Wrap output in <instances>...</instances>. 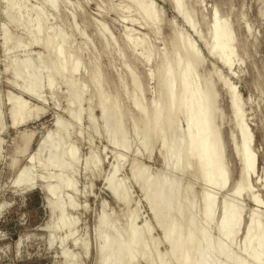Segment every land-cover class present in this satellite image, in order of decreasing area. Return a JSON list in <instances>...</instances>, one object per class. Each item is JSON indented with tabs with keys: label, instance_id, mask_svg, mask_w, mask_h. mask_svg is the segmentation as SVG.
Here are the masks:
<instances>
[{
	"label": "bare ground",
	"instance_id": "6f19581e",
	"mask_svg": "<svg viewBox=\"0 0 264 264\" xmlns=\"http://www.w3.org/2000/svg\"><path fill=\"white\" fill-rule=\"evenodd\" d=\"M123 1L125 9L134 12L135 17L122 14L127 22L138 24L153 33L152 35H158L162 19L155 4H149L147 0ZM166 1L184 26L196 36L205 53L235 78V67L239 63L236 60L234 33L228 19L218 16L213 8L207 33L200 35L192 11L185 6L186 0ZM40 2L42 7L57 10L56 0ZM1 3L4 4L6 20L10 24L20 23L19 30L25 35V39L27 38L28 44L40 46L43 51L42 56L34 57L33 62L28 58L20 61L8 60L5 71L11 74L9 86L28 98L40 100L38 93L43 87L52 98L56 94V83H61L65 88V113L68 120L74 125L78 124L81 103L85 99L89 128L97 132L91 114L92 109L96 108L101 133L105 135L111 148L122 153L129 147L125 135V125L128 122L132 134L148 157L153 147L157 146L160 172H172V175L174 173L180 178L190 175L205 187V190L212 188V191L219 194L239 200L244 198L257 208L258 205L264 204L260 197L251 191L250 183L253 178L264 191V172L259 177L256 171L258 157L253 150V136L244 118L243 101L237 86L229 84L216 70L200 76L198 71L203 62L192 42L177 29L171 28L169 47L159 51L152 48L144 37H131L127 31H123L124 43L132 55L131 62L138 59L146 66L148 63H154L153 68L146 72V77L154 80L155 95L146 103L141 97L142 83L130 66H123L128 88L119 78L118 88L112 93H106L103 88L107 80L98 70L96 57H92L88 63L86 61L87 72L83 73L80 61L83 48L80 50L79 47L68 46L71 37H66L58 28L46 27V16L41 6L27 9L23 0H2ZM127 11L124 10L125 13ZM104 27L107 29L106 25ZM1 29V44L5 51L18 47V44L8 45L10 34L7 28ZM106 31L103 27L97 30L98 35L102 37L105 33L109 35ZM111 40L102 43V51L108 54L113 52L120 58L121 53L119 48H115L117 45H114V38ZM84 44L83 47L89 50L88 44ZM81 78L83 80L80 83ZM217 85L226 97L232 126L227 141L238 166L237 178L232 185L229 183L225 146L221 138L222 117ZM121 93L130 105L132 115L120 105ZM6 100L11 129L18 131L42 115L40 108L28 110L26 103L19 96L8 94ZM179 119L185 124L180 134ZM71 134V129L57 117L52 129L45 134L34 153L26 157L24 167L22 166L16 174L11 186L15 190L37 189L44 195V206L48 214L45 222V230L48 233L47 246L51 247L53 244L52 234L62 230V243L69 240L86 254L87 243L78 242L74 237L75 220L65 216L66 211L74 210L76 206L71 198H65L63 195L65 191L75 190L72 174L75 172L78 155L76 148L68 143ZM17 138L20 145L15 152L23 156L30 145L32 134L17 132ZM98 160L90 153L84 162V170L89 172L88 174H94L99 165ZM15 164L16 161L12 159L8 168L13 170ZM35 169L38 174H35ZM115 172L116 167L112 166L109 176L103 181V188L113 202L126 206L127 195L122 185L115 181ZM65 174L70 177L67 178ZM130 174L132 181L139 185L142 191V198L152 216L153 227L159 230L160 237L145 239L142 232L150 234L151 227L141 225L138 228L132 211L124 214L126 223L122 228L117 227L113 219L101 212L94 225L95 264H138L140 261L145 264H245L243 259L251 264L264 263V223H257L255 215L250 212L245 217L240 207L242 205L234 198L231 199L240 206L227 203L226 199H231L224 198L223 195L221 198L223 196L226 202L217 203L216 192L214 196L211 192L207 194L203 190L198 198L191 197L189 186L182 187L180 180L178 182L173 178L168 179L164 172L150 176L142 168L131 166ZM250 210H254V207ZM211 229L217 235L215 242L210 238ZM162 243L167 246L164 252L158 251V246ZM232 250L238 252L242 259H235ZM60 257L62 264H73V258L67 252L62 251Z\"/></svg>",
	"mask_w": 264,
	"mask_h": 264
},
{
	"label": "rangeland",
	"instance_id": "374dc122",
	"mask_svg": "<svg viewBox=\"0 0 264 264\" xmlns=\"http://www.w3.org/2000/svg\"><path fill=\"white\" fill-rule=\"evenodd\" d=\"M1 1L2 0H0V29L4 27L7 28V31L10 34L8 45L18 44V47L8 52L5 51L1 44V29L0 125L2 126V130L0 131V264H62L60 257L62 251L67 252L68 255L73 258V264H95L96 252L94 249V225L96 223V218L101 212L106 213L110 219L115 221L117 227L122 228L126 223L124 214L128 211H132L136 218L135 225L138 228L141 227V225H148L151 227L150 234L147 235L144 231L142 232L143 237L147 240L148 237L154 239L159 238L160 232L153 227L152 216L142 198V191L139 188V185L135 184L131 179L130 167H140L150 176L164 172V176L168 179L173 178L178 182L180 180V185L182 187L189 186V195L191 197L194 196L195 198H198L200 192L205 190V187L203 188L201 184L195 181L190 175H184L180 178L174 173L172 175V172H170V174H167L169 173L168 171L161 170L160 172L157 146L155 145V147H153L150 157H148L142 146H140L139 141L132 134L128 122L125 125V135H127L129 147L122 151V153L121 151L111 148L107 143V138L101 133V123L96 108L92 109L93 111H91V114L94 120V126L97 128L98 133L93 132L89 128L86 116L85 99L81 103L80 120L77 125H74L68 120V116L65 113L66 99L64 96L65 88L63 84L56 83V94L52 96V98H50L51 96H49L47 89L43 87L38 93L40 100L28 98L9 86L8 81H10L11 74L5 71L8 60L20 61L24 58H28L33 62L32 60L34 57L38 55L42 56L43 51L40 46L28 44L27 38L25 39V35L19 30L20 23L16 22L10 24L6 20L7 15L3 11L4 4L1 3ZM40 1L41 0H23V3L27 6V9H30L35 6L40 7ZM56 1L58 7L55 11L41 6V8H43L42 12L46 16L45 26L52 29L58 28L64 33V35H66V37H71L69 38L70 43L68 46L79 47L80 50L83 48L80 53V61L82 62L81 71L83 73L85 71L86 73V61L88 63L92 57H96L98 70L107 80L103 90L106 93H112L118 88V83H120L119 78L123 80L126 88H128V80L125 77L123 66L124 64L130 66L133 73L142 83L143 93L141 97L143 99H141L146 103L150 101L151 97L153 99L155 95V82L153 79L146 77V72L153 68L154 63H148L146 66L138 59L133 63L131 62L132 55L124 43L123 31H127L131 37H144L152 48L159 51L169 47L168 42L171 36V28L177 29L181 35H183L188 41L192 42L199 58L203 62V65L198 71L200 76L208 73L210 74V72L216 70L229 84L237 86L236 89L243 101L244 118L246 119V123L249 129H251L253 136V150L258 157L256 171L258 176H261L264 172V0H186L185 6L192 11L193 19L197 24V32L200 35L207 33L210 15L214 9L218 16L222 18L226 17L228 19L233 29L236 60L239 63V65L235 67V78H232L226 73L227 71L224 68L220 67V65L205 53L204 48L200 42L197 41L196 36L189 28L184 26L180 17L175 15L166 0H147L149 4H155L161 14L162 20L158 35H152L153 33L140 27L138 24L132 25V23H129L130 21L127 22V20L121 16L122 14H129L128 16L131 18L135 17L134 12L127 8L125 9V3L123 0ZM123 9L126 11L128 10L129 12L127 11L125 13ZM9 14H11V11ZM73 23L75 24L73 25ZM3 25L4 27H2ZM105 25L107 29L104 27ZM101 27L107 30L110 36L105 32L103 37L99 36L97 30L101 29ZM246 27L249 28V31H247ZM244 29H246V31H244ZM76 30H78V33ZM109 37L114 38V45H117L115 48H119L118 50L121 53L120 58H118L116 54H113V52L108 54L102 51V43L107 40H113ZM84 43L88 44L90 47L89 50L84 48ZM81 80L83 79H80V83L82 82ZM216 87L218 92L219 109L222 117L220 124L221 138L225 146V158L228 168L229 183L232 185L234 181H236L238 174V166L232 156L227 141V136L232 132V126L226 97L219 86L217 85ZM8 94L19 96L20 99L26 103L29 108L28 110H31L32 108L33 110L34 108H40L42 110V115L39 116L37 120H33L22 128H19L18 131L11 129L10 120L7 114L8 104L6 103V97ZM119 102L120 105L130 113V115L133 114L130 105L122 93L119 95ZM57 117H60L61 120L71 129L73 135L71 134L68 143L77 150L78 161L74 169L75 172L72 174V179L75 183V190L72 192L65 191L63 195L65 198H71L76 205L74 210L66 211L65 216L68 219L75 220L76 225L74 231L76 234H74V237L78 242L83 241L84 243H87L88 253L86 254L78 245H73L69 240L62 243L61 240L64 235V231L62 230H58L52 234V238L54 239L53 244L51 247L47 246L48 233L45 230V222H47L48 214L44 206V195L37 189H29L27 191L15 190L11 186L14 181L13 179L17 176L16 174L24 167L28 158L27 156H31L34 153L37 145L44 138L45 134L52 129L54 120H56ZM184 127V121L179 119V134ZM17 132L32 134L30 145L23 156L17 155L15 152L20 145V141L17 138ZM90 153H92L97 160L99 159V165L94 174H88L89 172H86L83 168L84 162ZM12 159L16 161V164L14 165L13 170H10L8 168V163ZM112 166L116 167L114 176L115 181L121 184L126 192V206L113 202L104 191L103 181L109 176ZM34 171L35 174H38L36 169ZM65 176L67 178L70 177L69 174H65ZM250 184L251 191L257 194L264 203V191L254 182V178ZM207 189L205 190L207 194H210L211 192L215 196L216 191H212V188H210L211 191L210 189ZM216 195L215 198H217V203L223 201L226 202L227 200V203L233 204L236 200V202L240 203L242 206L237 203L233 205L242 207L243 215H245V217L246 214L250 212L255 215V221L257 223H264V204L260 206L258 205L259 208H257L256 205L253 206L244 200V198L239 200L232 196L230 197L221 193L219 194L218 192H216ZM221 195H223L224 198L229 197L230 199L234 198L235 200H225L223 196L221 198ZM2 205L5 206L2 207ZM253 207L254 210H250V208L252 209ZM255 207L257 209H255ZM210 238L213 242L217 239V235L213 232V229H211ZM166 249V244H159L158 251L164 252ZM232 253L235 259H242V256L238 252L232 250ZM243 261L245 264H251L246 259H243ZM138 264L145 263L140 261ZM153 264L156 263L153 262Z\"/></svg>",
	"mask_w": 264,
	"mask_h": 264
}]
</instances>
